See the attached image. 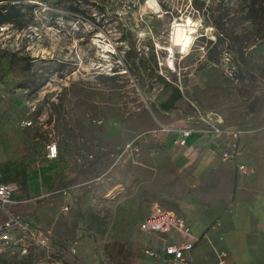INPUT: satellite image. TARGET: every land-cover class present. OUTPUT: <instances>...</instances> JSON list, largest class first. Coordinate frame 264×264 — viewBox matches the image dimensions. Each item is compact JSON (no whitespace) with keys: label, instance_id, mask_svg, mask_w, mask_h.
<instances>
[{"label":"rangeland","instance_id":"1","mask_svg":"<svg viewBox=\"0 0 264 264\" xmlns=\"http://www.w3.org/2000/svg\"><path fill=\"white\" fill-rule=\"evenodd\" d=\"M199 1L21 0L29 22L0 27V179L45 241L30 264H148L139 224L196 191L186 147L173 159L182 129L264 175V22L242 19L245 0Z\"/></svg>","mask_w":264,"mask_h":264},{"label":"crops","instance_id":"2","mask_svg":"<svg viewBox=\"0 0 264 264\" xmlns=\"http://www.w3.org/2000/svg\"><path fill=\"white\" fill-rule=\"evenodd\" d=\"M174 136L173 159L176 150L185 146L175 162L180 169L191 170L196 191L194 198L180 199L177 207H160L181 216L200 238L192 250L193 264H264V175L257 180L240 171L238 160L219 163L223 154L219 137L192 133L182 146L179 133ZM227 172L233 175L231 188L226 179L209 178ZM64 197L69 198V192ZM143 235L147 246L154 243L149 235Z\"/></svg>","mask_w":264,"mask_h":264},{"label":"built area","instance_id":"3","mask_svg":"<svg viewBox=\"0 0 264 264\" xmlns=\"http://www.w3.org/2000/svg\"><path fill=\"white\" fill-rule=\"evenodd\" d=\"M178 133V143L183 146L192 130L182 129ZM232 136L237 138V132ZM235 148L236 144L231 152L225 151L223 160L235 159ZM57 155L56 144L49 145L47 157L54 159ZM237 167L244 169L242 165ZM17 190L15 182H4L0 179V212L5 217L0 224V243L11 250L16 249L20 256H26L32 247L43 249L45 241L42 236H37V230L28 220L12 212L13 198ZM63 194L68 195V191L63 190ZM139 230L150 236V242L154 240L153 244L145 247V255L151 259L148 264H193L192 250L200 238L192 234L185 220L178 214L156 206L139 224ZM166 237L170 239L164 240Z\"/></svg>","mask_w":264,"mask_h":264},{"label":"trees","instance_id":"4","mask_svg":"<svg viewBox=\"0 0 264 264\" xmlns=\"http://www.w3.org/2000/svg\"><path fill=\"white\" fill-rule=\"evenodd\" d=\"M20 2L21 0H0V27L10 23L17 27V29H22L29 22V19H23L24 15L21 9L24 4ZM193 4L195 9L201 10L204 6V1L193 0ZM243 7L245 9L242 17L243 20L251 21L257 26H260V24L264 22V0H250L248 2L245 0ZM42 250L43 249L39 247H32L28 255L20 256L16 249L15 252H12L11 249H3L0 251V264H9V262H7L9 258L21 260L16 261L15 264H23V262L30 264Z\"/></svg>","mask_w":264,"mask_h":264},{"label":"bare ground","instance_id":"5","mask_svg":"<svg viewBox=\"0 0 264 264\" xmlns=\"http://www.w3.org/2000/svg\"><path fill=\"white\" fill-rule=\"evenodd\" d=\"M149 4H152V2H149ZM187 31L185 32L184 26L178 24L175 25L173 29V36H172L173 46L175 47V50L177 49L180 53L183 54H186L189 51V48L194 40V36H192L191 33H187ZM170 51H174V50L171 49ZM170 64L172 65V63Z\"/></svg>","mask_w":264,"mask_h":264}]
</instances>
